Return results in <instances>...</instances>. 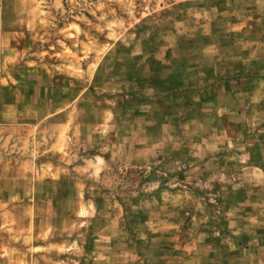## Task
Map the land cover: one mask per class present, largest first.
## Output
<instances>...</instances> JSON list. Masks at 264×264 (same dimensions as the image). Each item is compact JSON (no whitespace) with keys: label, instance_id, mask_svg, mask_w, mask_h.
<instances>
[{"label":"rangeland","instance_id":"374dc122","mask_svg":"<svg viewBox=\"0 0 264 264\" xmlns=\"http://www.w3.org/2000/svg\"><path fill=\"white\" fill-rule=\"evenodd\" d=\"M0 264H264V0H0Z\"/></svg>","mask_w":264,"mask_h":264}]
</instances>
